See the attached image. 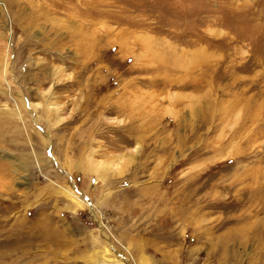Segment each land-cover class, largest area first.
I'll return each mask as SVG.
<instances>
[{
	"label": "rangeland",
	"instance_id": "obj_1",
	"mask_svg": "<svg viewBox=\"0 0 264 264\" xmlns=\"http://www.w3.org/2000/svg\"><path fill=\"white\" fill-rule=\"evenodd\" d=\"M0 1V264H264V0Z\"/></svg>",
	"mask_w": 264,
	"mask_h": 264
},
{
	"label": "bare ground",
	"instance_id": "obj_2",
	"mask_svg": "<svg viewBox=\"0 0 264 264\" xmlns=\"http://www.w3.org/2000/svg\"><path fill=\"white\" fill-rule=\"evenodd\" d=\"M1 2V1H0ZM1 4V3H0ZM89 203V204H88ZM87 204L90 206V207H92V205L90 204V202H88ZM93 212H94V210H95V208H93L92 207V209H91Z\"/></svg>",
	"mask_w": 264,
	"mask_h": 264
}]
</instances>
